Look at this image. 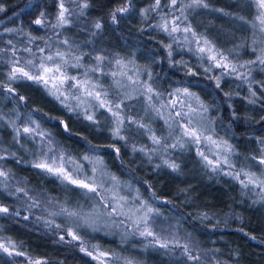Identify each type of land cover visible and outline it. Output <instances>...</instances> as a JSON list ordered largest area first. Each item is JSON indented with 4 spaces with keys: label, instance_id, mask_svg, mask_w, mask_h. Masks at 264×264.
Returning a JSON list of instances; mask_svg holds the SVG:
<instances>
[{
    "label": "trees",
    "instance_id": "trees-1",
    "mask_svg": "<svg viewBox=\"0 0 264 264\" xmlns=\"http://www.w3.org/2000/svg\"><path fill=\"white\" fill-rule=\"evenodd\" d=\"M82 1V0H81ZM89 7L84 10L83 22L86 24L99 21L102 28L97 32L101 39L100 46L106 52L120 53L122 45L126 47L121 53L130 55L136 65L148 69L160 81V91L168 93L176 88H188L199 97L214 122V133L221 140L227 141L233 148L234 154L250 159L259 156L261 145L258 140L264 139V67L249 66L251 75L248 81H242L235 76H223L221 88L217 89L215 80L209 76L219 75L220 72L205 73L194 62H190L183 53L174 52L173 60H184L187 67L177 64L170 66L166 45L167 36L154 25L161 23L160 16L153 12L147 19L141 16V9L148 8L154 0H87ZM169 0H162L161 14L168 13ZM190 0H183L189 3ZM129 6V11L118 16L117 22L111 20V11L117 6ZM0 49H7L6 41L26 42L25 36L48 37L49 27H38L32 23L41 12L45 13L48 25L56 13L57 0H0ZM177 7H180L178 5ZM190 10V9H188ZM189 14V11L185 12ZM179 15V12H175ZM211 19H214L211 17ZM7 29H16L8 32ZM168 44V43H167ZM6 52L0 53L3 59ZM248 60V58H245ZM191 68L197 74L188 75ZM4 71V72H3ZM7 64L0 66V80H6ZM14 94H5L0 89V97L8 96L10 105L26 113H31L44 122L47 127L53 125L62 128V134L71 135L83 140L88 147L100 146L97 152H109L115 161L112 169L134 184L146 200L173 218L179 226L182 242L189 239L192 254L201 256V262L188 261L182 256V249L170 245L171 250L158 246L145 248L144 261L146 264H264V220L254 218L250 211L239 209L234 203V192L220 191L218 188L199 189L193 197L183 195L177 180H159L147 174L145 170L134 167L131 160L124 155L120 142L113 138L97 142L76 134L68 121L71 115L67 110L55 103L45 92L40 95L20 88L19 83H12ZM249 87L256 92L251 97ZM228 93L229 95H225ZM42 96L45 98L43 101ZM20 97H24L23 100ZM255 99L256 103H249ZM231 105V108L229 107ZM235 112L238 119L233 120L231 113ZM55 118V119H53ZM60 120L67 122L70 131L65 132ZM115 144L120 148L119 156L109 147ZM5 167L12 171L20 185L31 186L34 179L41 178V173L23 162L7 159ZM249 165V163H247ZM46 185L56 186V192L48 194L53 199H59L60 186L58 180L47 176L39 179ZM34 182V183H33ZM35 186V185H34ZM39 188L38 186H36ZM178 189H177V188ZM239 186L234 190L239 194ZM65 189V188H64ZM39 190H42L39 188ZM10 190L0 187V204L8 206L12 212L19 211V216L0 215V228L4 238H10L17 243L18 250L26 253L25 257H9L0 253V264H28V259H43L47 264H97L79 250V242L72 241L63 230H58L54 223L42 220V213L34 208L30 211L28 204L21 198L9 195ZM242 199L244 197L240 196ZM191 198L190 200H188ZM239 199V198H238ZM245 200V199H244ZM246 202V201H245ZM39 216H37L36 214ZM28 216L25 220L23 217ZM61 235L65 236L61 240ZM107 244V245H106ZM90 245V244H89ZM119 245L113 239L102 238V249L116 248ZM117 250V249H116Z\"/></svg>",
    "mask_w": 264,
    "mask_h": 264
},
{
    "label": "rangeland",
    "instance_id": "rangeland-1",
    "mask_svg": "<svg viewBox=\"0 0 264 264\" xmlns=\"http://www.w3.org/2000/svg\"><path fill=\"white\" fill-rule=\"evenodd\" d=\"M81 2V0H77V4ZM206 2L209 5L207 9L194 8L187 10L190 13H185L188 18L185 23L191 24L194 31L207 36L210 40H212L218 49L226 54H229V58L232 59L234 63L243 64L246 61L254 60L256 55H259L260 51L264 49V33H260L258 28H253L252 26V22L254 21L256 15V9L250 5L249 0H206ZM77 4L68 3V0H66V7L73 10V15L69 17L70 23L65 25L63 28L53 29L50 25L55 23V16L58 11L56 7V13L52 19V23L48 26L51 36L44 37L43 39H36L31 44L28 42L29 36L24 37L26 42L23 44L19 41L12 40L16 48L19 49L17 57H23L25 59L31 58L29 53L23 51L25 47H31L33 51L36 52L37 57L41 55L38 48L46 47V45L51 46L50 51L52 52L57 50L65 52L70 51L73 55L82 56L81 64L83 67L79 69L69 68V75H77L78 77L83 78V73L86 69L96 66L97 61L95 57L97 55L104 56L105 59L102 62L101 67L104 72L108 73V75H101L100 72H89L88 78L93 82L98 81L101 85H103L104 89L108 90L110 100L116 103L123 101L122 114L126 115L128 119H135L139 123L145 124L148 129L139 128L137 124H130L126 120L122 132V134L126 137V140H115L120 142V145L125 148L124 155L131 160L132 165L145 170L147 174H152L153 178L168 180L169 177L170 180H177L179 185L182 186L178 187L179 190H183V195H188L190 197H193V193L199 189L206 190L212 187L218 188L220 191L234 192V203L239 209L250 211L254 218L264 220V191H261L259 188L253 186H250L249 188H242L238 181L233 180L230 176L224 175L223 172L217 173L211 171L210 168L205 167L204 162L197 155V146L195 145L185 144L183 148L177 147L175 149L171 147L172 144L177 143L178 137L181 136V131L177 125L183 121H179L178 118L170 119V109L167 108L161 110V115H157L154 108L149 107L147 95L141 94L143 92V88L140 85L145 81L150 82L158 92L163 94L162 100H157L156 98L153 99L152 104L155 108H159L161 103L167 102L169 92H161L160 81L155 78L148 69L136 65L130 55L121 53L126 49L124 45L121 46L122 50L120 53H110L104 51L102 46H100L99 40L101 39L97 38L98 30L95 29L94 23L86 24L83 22L85 13L83 15L79 14V11L76 10ZM240 16L244 17L245 20L241 21L237 18ZM211 17L214 19H211ZM175 35L176 42H173L172 37L166 34V44L172 43L173 46H176L175 49L173 48L175 53H183L190 62H194L198 67L204 70V67L207 66V62L201 61L198 54H194L195 44L185 42L183 40V36L185 35L183 32ZM64 41H67L68 43L65 44L63 43ZM7 42L8 41H6L8 48L4 50L6 55L3 59H0V61H2L0 62V66L3 64L6 65L11 57L12 46ZM189 48H192L193 51H189ZM253 48L256 49L255 53L253 52ZM245 58H248V60ZM117 59L121 60L122 65H124L123 68L116 66L115 61ZM259 66L262 67V65ZM113 71H116L117 73L125 71L128 75L121 76L118 74L115 78H113L111 76ZM214 71L220 72L219 69H214ZM148 73L152 74L151 81H149ZM129 76H131V79L128 78ZM116 81H119V83L117 84ZM13 83H19L21 89L29 91L31 94H36V96L40 95V90L48 95L42 86L34 84L30 81L20 80ZM48 96L55 103H57V105L61 106L59 101H57L53 96ZM41 99L45 101L43 96ZM182 99L186 101V105L183 109L184 111L188 110V103H190L193 107H196L199 104L195 98L182 97ZM72 103L75 104V101ZM92 104L95 105L96 102L92 101ZM87 106L88 105L86 103L82 107ZM177 110H180L179 106L177 107ZM67 112L72 116L68 122L72 130L79 136H84L89 139L96 140L97 142H104L107 138H112L110 129L112 128L113 117L109 112L103 109L96 110V124H91L85 120L83 118L82 111L79 116L76 112H69L68 110ZM0 113L4 115V120L0 121V155L4 156V159L0 160V167L8 171L11 177V179L7 182L10 185L8 190L14 192L17 186L26 188L30 196L39 200L42 206L48 209L47 211H42L40 207L34 208L37 213H42V215H44L40 217L41 221L49 220L54 224L63 225V227L58 230H63L66 234V230L69 227H72L68 218L64 216L50 215L49 213L59 211L61 207L68 209L82 208L83 211L88 212L93 209V205L97 203L99 197H96L95 199H86L81 195V190L74 189L71 185L65 186L56 177L40 172L42 175L39 179H46L47 176L55 178L65 188H61L60 186L61 191L59 192V199H53L48 194H52L51 192H53V190L56 192V186L46 185L44 188L42 180L38 181L39 179L37 178L34 179L35 183L33 182L34 184L31 186L20 185L17 181L16 175L5 167L6 165L4 160L13 159L17 162L21 161L24 164L31 166V162L40 155L42 143L45 145L43 150H47V141H42L40 136L31 138L21 134L20 137H16L15 128H22L25 122L28 121L29 116H31V118L39 124V131L50 134V139L53 141L51 147L57 151L69 153L74 159L79 161L85 154L92 155V153H89L88 151V145L79 138L62 134V128L60 125L47 127L44 122L40 121L34 114L22 112L16 107V105H10L8 96L0 97ZM172 116L175 117L174 111L172 112ZM191 118L193 120L194 127L205 131L206 134L212 135L217 140H221L214 133V122L210 119L208 110L207 112L198 111L192 114ZM166 120L168 123H165ZM10 121H15V125H11L9 123ZM168 124H172L173 126L169 128ZM31 126L35 127V125ZM151 134L167 138V149L162 146L153 145L149 139ZM133 147L137 149L143 147L149 153H152L153 149H156V151L152 154L151 160H149L148 156L144 153L139 151L133 152ZM212 150L215 151V149ZM99 154L102 156L104 161L103 167L110 174H115L119 178L120 195H125L129 199H131L132 196H135L138 190L134 184L128 182L127 179H124L123 176L116 173L112 169L115 161H113L110 153L100 151ZM208 154L211 158V152H208ZM164 159H168L170 162L178 164V171L173 172L170 168L164 166ZM230 159L232 164L235 166L236 171L243 168L245 171L255 172L257 176L260 175L261 171H264V166L258 165L255 161L250 162V159L244 157L242 158V156L236 153L234 154V152ZM247 163L251 165L247 166ZM85 164L87 174L91 175L92 165L87 164V162H85ZM157 165L161 166L157 168ZM106 183L109 186L111 185V181H106ZM235 185L240 187L239 194L236 190L233 191ZM36 186L42 190H39ZM18 195L21 196L17 197ZM108 195L111 196L112 193L110 192ZM139 195L141 196V199L146 200L140 193ZM14 196L19 200L22 198L28 203L31 202L27 200L23 193H18ZM240 196L244 198L242 199ZM190 199L191 198L188 200ZM148 202L159 213V215L155 217L154 227L156 230L161 235L168 236L169 239L180 238L178 223L173 218L169 216L167 217V215H165V213H163V211H161L154 203L150 201ZM36 215L39 216L38 214ZM116 219L120 220L123 219V217H117ZM101 223H104L106 226L100 233L80 230L88 244L100 246L102 238L113 239L119 247L116 246V248L111 247V249L103 250L109 251L115 256L121 257V261L117 262V264H123V258L125 257L133 259L135 264H146L144 261L146 250L144 249L147 247L145 246L146 241L143 238L137 236L135 238L128 237L125 239V225H121L119 228L108 227L107 225H111L112 221L107 217H105ZM0 237H4L1 228ZM183 240V243L190 244L191 242L189 239H187L186 242Z\"/></svg>",
    "mask_w": 264,
    "mask_h": 264
},
{
    "label": "snow or ice",
    "instance_id": "snow-or-ice-1",
    "mask_svg": "<svg viewBox=\"0 0 264 264\" xmlns=\"http://www.w3.org/2000/svg\"><path fill=\"white\" fill-rule=\"evenodd\" d=\"M68 3L77 4V0H68ZM250 5L256 9V15L252 22L253 28H258L260 33H264V0H249ZM180 5V7H177ZM89 7L87 0H82L81 3L77 4V11L80 15L84 14V10ZM167 7L169 8L168 13L161 14L162 0H154L148 8L141 9V16L147 19L148 14L157 13L160 16L161 23L154 25L155 28L163 31L170 37L173 42H176L177 33L183 32V40L189 44H195L194 54H198L201 61H206L207 66L204 67L205 73H213L214 69H219V75L209 76V79L215 80V86L217 89L221 88V79L223 76H235L236 79L242 81H248L251 75L249 66L262 65L264 66V49L260 51L259 55H256L254 60L246 61L243 64L234 63L229 58V54L221 51L217 48L216 44L210 40L207 36L197 33L192 28L191 24L185 23L187 16L185 12L188 9L194 8H205L209 7L206 0H190L189 3H183V0H169ZM57 13L55 16V23L50 25L51 28H63L65 25L70 23L69 17L73 15V10L66 7V0H58ZM0 11H4L3 7H0ZM129 6H117L115 7L110 15L113 23L117 22L118 16L127 13ZM175 12H179V15H175ZM241 21L245 18L240 16L237 17ZM247 22V21H245ZM32 23L38 27H47L48 22L44 12L35 18ZM95 29L99 30L102 28V24L97 21L94 24ZM8 32H16V29H7ZM190 34V36H189ZM36 39H43L42 37L29 36V44ZM11 45V57L7 62L8 71L6 73V80H0V89L5 94H14L15 89L11 86L13 82L24 80L30 81L34 84L40 85L48 93L53 96L63 108L69 112H76L79 116L81 111L83 118L91 124H96L97 119L95 111L103 109L111 114L113 117L112 128L110 129L111 136L114 140H126V137L122 134L125 122L127 120L130 124H137L139 128L147 129L145 124L139 123L135 119H128V117L122 114V104L116 103L109 99L108 90L104 89L98 81L93 82L88 78V73L100 72L101 75H108L104 72L101 65L105 57L97 55L95 57L97 64L96 66L86 69L83 73V78L77 75H69V68L79 69L83 67L81 64L82 56L73 55L72 52L68 51H50L51 46L38 48L41 55L37 57V54L31 47H25L23 51L30 54L31 58L25 59L23 57H17L19 49L13 44L12 40L7 42ZM63 43L67 44V41ZM165 50L169 58L170 66H176L177 64H187L184 60H173V44L168 43L164 45ZM193 51L192 48L188 49ZM4 49H0V53H3ZM253 52L256 49L253 48ZM2 62V61H0ZM116 66L123 68L120 59L115 61ZM244 70V71H242ZM264 70V69H262ZM127 76V72L120 71L117 73L113 71L111 76L115 78L117 75ZM188 75L195 76L197 73L191 68L187 70ZM131 79V76L128 77ZM149 81L152 80V74L148 73ZM118 84L119 81H116ZM143 88L142 95H147L149 107H153L157 115H161L162 109H170L169 118L183 121L178 123V128L181 131V136L178 137L177 143L171 145L173 149L180 147L183 148L185 144H192L197 146V155L204 162L205 167L210 168L213 172H223L224 175L230 176L233 180L240 183L242 188H249L250 186L259 188L264 191V171H261L260 175L257 176L255 172L245 171L243 168L239 171L235 170V166L232 164L230 157L233 154V148L227 141L217 140L210 134H206L205 131L193 126L192 114L202 111L207 112V108L199 103L196 107H193L190 103L187 104V111H184L186 101L182 97L195 98L197 101L199 97L195 93L189 91L188 88H176L174 91L168 93V99L166 103H161L159 108H155L152 104L154 98L157 100L163 99V94L158 92L153 84L150 82H142L140 85ZM251 97H256V92L251 90L249 87ZM225 95H229L225 93ZM21 100L24 97H20ZM75 101V104L72 102ZM92 101L96 104L93 105ZM251 104L256 103L255 99H249ZM87 103V107H82ZM179 106L180 110H177ZM231 108V105H229ZM175 112V117L172 116V112ZM232 119H238L235 112L231 113ZM163 118V117H161ZM55 119V118H53ZM264 120V117L261 118ZM4 120V115L0 113V121ZM11 125H15V121L9 122ZM59 123L63 126L65 132H69V126L64 120H60ZM165 123H168L167 120ZM31 125H35L32 127ZM173 125L168 124L171 128ZM16 137H20L24 134L27 137L35 138L40 136L42 141H47V150H43L45 145L41 144L40 155L31 162L33 169L39 170V172L48 174L56 177L65 186L71 185L74 189L81 190V195L86 199H95L99 197L96 204L93 205L91 211L85 212L82 208L80 209H68L61 207L59 211L50 212V215L64 216L70 221L72 227L66 230V235L71 237L72 241L79 242V250L92 260L96 261L97 264H117L121 261V257L115 256L109 251L103 250L99 245H89L81 234L80 230L92 233H100L106 226L101 221L107 217L112 221L108 227L119 228L121 225H125V239L128 237H140L146 241L145 246H158L162 249L171 250L170 245L175 248L182 249L181 255L186 257L188 261L201 262V256L192 254V247L189 243H181L179 238L169 239L168 236L161 235L156 228L155 217L159 215L158 211L146 200L141 199L139 192L135 196L129 199L125 195H120V182L119 178L115 174H110L103 166L104 161L102 156L97 152V148L100 146H93L88 149L92 155L85 154L80 160L74 159L69 153L63 151H57L51 147L53 141L50 139V134L39 131V124L29 116L28 121L25 122L24 126L15 128ZM153 145L162 146L167 149L166 144L167 138L158 137L155 134L149 136ZM183 141V142H181ZM18 142V140H17ZM261 145L259 156H252L251 159L258 165L264 166V139L258 140ZM107 147L111 148L118 156L120 148L115 144H110ZM212 149H215L213 151ZM133 152H141L148 156L149 160L152 158V154L155 153L156 149L149 153L145 148L139 149L133 147ZM211 152V158L208 154ZM14 155V154H13ZM222 157V158H221ZM4 156L0 155V160H3ZM91 164V175L87 174L86 164ZM164 166L170 168L173 172L178 171L179 165L175 162H170L168 159L163 160ZM161 165H157L159 168ZM99 176V179H98ZM0 187L8 189L10 185L7 183L11 177L9 172L0 167ZM106 181H111L109 186ZM112 193L109 196V193ZM23 193L31 203L28 204L29 211L32 208L40 207L42 211H47L39 200L30 196L28 190L24 187L17 186L15 191H9V195H16ZM0 215L13 217L19 216V211L12 212L8 206L0 204ZM117 217H123V219L117 220ZM25 220L29 219L28 216L23 217ZM51 224L52 221H47ZM55 227L60 229L63 227L61 224H56ZM151 238V239H149ZM61 240L65 239L64 235H61ZM16 242L10 238L0 237V253L7 254L9 257H25L26 253L18 250ZM28 259V264H47V261L43 259ZM123 264H135L133 259L123 258Z\"/></svg>",
    "mask_w": 264,
    "mask_h": 264
}]
</instances>
